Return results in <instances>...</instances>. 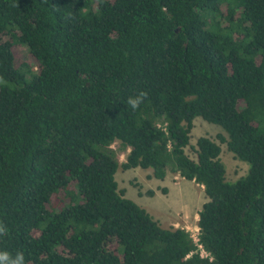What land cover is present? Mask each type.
<instances>
[{
    "label": "trees",
    "instance_id": "1",
    "mask_svg": "<svg viewBox=\"0 0 264 264\" xmlns=\"http://www.w3.org/2000/svg\"><path fill=\"white\" fill-rule=\"evenodd\" d=\"M196 117L244 176L207 136L186 153ZM119 167L202 185L208 255L125 197ZM0 222L25 264H264V0H0Z\"/></svg>",
    "mask_w": 264,
    "mask_h": 264
},
{
    "label": "rangeland",
    "instance_id": "2",
    "mask_svg": "<svg viewBox=\"0 0 264 264\" xmlns=\"http://www.w3.org/2000/svg\"><path fill=\"white\" fill-rule=\"evenodd\" d=\"M14 49L19 59L26 58L29 62L31 61L24 46H17ZM219 135L226 137V133L219 125L196 117L191 130L190 145L185 148V151L190 157L195 158L194 147H196L197 138L200 136L211 138L221 147L220 159L226 169V180L233 182L247 173L248 164L236 158L227 149L226 143L220 141ZM111 147L119 161L124 162L129 149L122 147L120 141H115ZM115 180L118 188L124 190L125 197L144 208L162 227H179L186 229L191 235L196 233L197 214L206 201L202 185L170 171L163 179H157L153 176L152 169L140 167L128 170L119 167L115 173ZM148 191L152 194H147Z\"/></svg>",
    "mask_w": 264,
    "mask_h": 264
},
{
    "label": "clouds",
    "instance_id": "3",
    "mask_svg": "<svg viewBox=\"0 0 264 264\" xmlns=\"http://www.w3.org/2000/svg\"><path fill=\"white\" fill-rule=\"evenodd\" d=\"M147 93L141 91L135 99H130L129 103L133 108H136L144 99L147 98ZM7 227L0 222V238L7 236ZM0 264H25V256L23 252L12 254L7 250H0Z\"/></svg>",
    "mask_w": 264,
    "mask_h": 264
},
{
    "label": "built area",
    "instance_id": "4",
    "mask_svg": "<svg viewBox=\"0 0 264 264\" xmlns=\"http://www.w3.org/2000/svg\"><path fill=\"white\" fill-rule=\"evenodd\" d=\"M197 231H196V233L195 234H193V235H191V237L193 238V241L195 242V243H197V246H198V248L200 249V254L202 255V256H207L208 254H207V252L202 248V246L198 243V240H199V229H198V227H197V229H196Z\"/></svg>",
    "mask_w": 264,
    "mask_h": 264
},
{
    "label": "crops",
    "instance_id": "5",
    "mask_svg": "<svg viewBox=\"0 0 264 264\" xmlns=\"http://www.w3.org/2000/svg\"><path fill=\"white\" fill-rule=\"evenodd\" d=\"M198 215V214H197Z\"/></svg>",
    "mask_w": 264,
    "mask_h": 264
}]
</instances>
